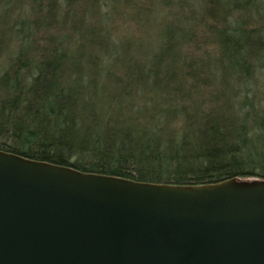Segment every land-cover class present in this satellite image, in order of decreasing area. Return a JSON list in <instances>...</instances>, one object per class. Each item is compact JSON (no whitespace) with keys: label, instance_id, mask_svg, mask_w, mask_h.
<instances>
[{"label":"trees","instance_id":"trees-1","mask_svg":"<svg viewBox=\"0 0 264 264\" xmlns=\"http://www.w3.org/2000/svg\"><path fill=\"white\" fill-rule=\"evenodd\" d=\"M0 151L147 184L264 179V0H0Z\"/></svg>","mask_w":264,"mask_h":264},{"label":"water","instance_id":"water-1","mask_svg":"<svg viewBox=\"0 0 264 264\" xmlns=\"http://www.w3.org/2000/svg\"><path fill=\"white\" fill-rule=\"evenodd\" d=\"M0 264H264V179L147 184L0 151Z\"/></svg>","mask_w":264,"mask_h":264}]
</instances>
